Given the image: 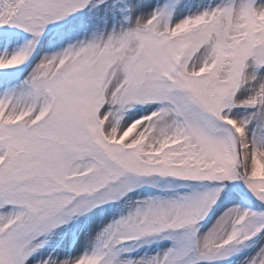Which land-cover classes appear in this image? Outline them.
<instances>
[{"label": "rangeland", "instance_id": "obj_1", "mask_svg": "<svg viewBox=\"0 0 264 264\" xmlns=\"http://www.w3.org/2000/svg\"><path fill=\"white\" fill-rule=\"evenodd\" d=\"M0 264H264V0H0Z\"/></svg>", "mask_w": 264, "mask_h": 264}]
</instances>
